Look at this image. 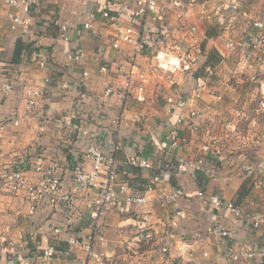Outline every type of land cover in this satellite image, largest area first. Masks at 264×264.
<instances>
[{
  "label": "crops",
  "instance_id": "0c3cea01",
  "mask_svg": "<svg viewBox=\"0 0 264 264\" xmlns=\"http://www.w3.org/2000/svg\"><path fill=\"white\" fill-rule=\"evenodd\" d=\"M108 1L90 0L85 6L74 0H33L31 15L35 22L29 37L25 38L20 30L10 29L9 15L13 9L6 0H0V59L10 69L12 68V74L16 75L18 83L14 93L10 96L5 98L0 96V117L20 119L19 126L0 127V176L10 164L24 159L31 163L42 162L45 165L57 162L63 172L62 176L64 175V185L68 191H71L76 163L75 156L73 157L69 152L71 146L68 145L67 138L77 139V133H74L72 125L80 121L97 132L105 146L111 145L114 141L119 145L115 153L118 169L122 178L130 185L134 186L147 181L153 173L152 170L147 171L130 165L128 159L131 156L145 158L153 162L157 168L168 153L167 135L169 128L176 120V114L173 111L169 113L173 105H170L167 99L178 95L179 92L189 91L193 85L184 73L171 74L153 69L154 62L150 60V57H145L140 58L141 66L149 69V78L144 93L145 101H137L134 95L128 102L121 101L119 98L107 99L104 96L106 87L120 80L113 63L116 52L112 44L116 34L113 28L106 26L100 14L101 10L108 8ZM115 1L112 7L115 13L129 20L138 0ZM214 1L216 4L221 3L225 8L218 17L221 25L215 22L220 28H223L224 24L226 26L227 23L225 16L229 8L225 4L239 1L241 7L245 9L257 4V8L263 9L264 7V0ZM93 9L99 11L98 19L94 23L97 33L85 30L83 26L86 20L84 12ZM201 13L200 8L196 10L197 17L192 16V20L197 22L201 31L205 33V39L201 41L207 61L205 65L212 67L215 75V69L225 66V61L222 59L230 54L226 43H223L219 35L221 29L213 27L214 24L211 25L210 21L201 20ZM253 14L257 12L252 11L251 16ZM256 21L252 24L261 23ZM235 22L232 23V28ZM58 24H68L72 27L70 42L64 43L59 39ZM171 24H174V21L171 20ZM169 29L172 31L171 27ZM251 29L253 28L249 31ZM213 32L216 33L212 34ZM37 39H41L43 47L54 59V68L51 70L42 71L30 60ZM234 40L240 42V40ZM65 47L82 50L85 61L73 67H67L63 54ZM219 47L226 48V55L214 63L211 61V55L215 50H219ZM103 66L108 68L107 72L101 71ZM84 71H87L89 76L83 81V85L76 86L69 92L55 89L53 92L45 93L34 116L21 118L26 107L27 95L21 87L23 83L30 86L40 85L46 77H52L53 85L57 87L61 73L67 74L70 78L79 79L83 77ZM202 72L204 71H198L196 77L200 78ZM183 77L187 80L186 84L181 83ZM208 92H205L201 99L193 100L190 105L202 115V118H197V125L201 131L206 126L204 117L209 110L205 102L209 99L208 97L212 96ZM175 111L176 113L182 112L180 107ZM195 121L191 122L193 124L190 126L180 127L179 136L184 138L186 143L180 148L169 151L178 161H185L192 156V150L195 147L201 150L205 146L206 139L196 141L195 135H192V130L196 127ZM209 183L211 185L212 181L203 179L201 175L194 174L192 170L171 173L167 181L148 195V203L143 207H126L124 213L109 212L101 216L99 224L104 239L97 242L96 253L108 262L113 260L118 262L117 264H264V238L260 243L259 231L253 230L255 231L253 232L252 227H250V232L239 230L240 226L248 227V224L235 218L230 212H210L205 203L196 197L199 190L206 192ZM3 185L1 181L0 236L6 235L12 239L15 243V251L24 252L28 249L35 251L50 245H57L60 252L70 250L69 254L58 255L51 264H72L76 258L86 256L82 248L72 247L70 249L67 241L70 237L85 239L91 232L92 221L87 216L88 213L83 203L76 217L68 223L60 217L62 215H52L54 211L49 206L30 214V205L25 194L21 193L18 196L9 194L3 190ZM210 185L209 189H211ZM244 185L241 183L231 192L225 193L222 196L223 199L237 203ZM179 188L184 191V195L178 200V205L168 208L161 207L157 194L160 191L170 193ZM208 192L211 193V191ZM237 205L241 207L239 202ZM145 213L150 214L151 223L158 234L155 241L150 244L140 243L138 247L134 243L145 225L142 221ZM216 218L224 219L233 229L238 237L235 242L237 249L250 248L256 243L259 246L256 255L247 262L234 263L228 260L226 248L234 243L225 239L207 238L204 232L205 226ZM173 221L177 222V227L169 231L173 233L170 240L174 241L175 245L169 254L163 256L160 253V247L164 243L162 238L165 235L161 223L171 226ZM62 226H69L71 229L56 235L54 229ZM198 233H201V238L195 236ZM204 252H208L209 256L204 257ZM0 256L1 264H9L3 252H0Z\"/></svg>",
  "mask_w": 264,
  "mask_h": 264
},
{
  "label": "built area",
  "instance_id": "2783aa9c",
  "mask_svg": "<svg viewBox=\"0 0 264 264\" xmlns=\"http://www.w3.org/2000/svg\"><path fill=\"white\" fill-rule=\"evenodd\" d=\"M81 5H87L90 0H74ZM13 9L9 15V27L12 31L20 30L22 36L27 38L32 32L34 20L32 17L33 0H6ZM115 0H109L107 9L101 10L100 14L106 22V26L113 28L116 34L112 48L116 52L113 61L116 72L119 73V82L109 84L104 92L107 99L119 98L128 102L136 97L139 102L145 101V89L149 78V69L141 66L140 58H149L154 62L153 69L161 70L165 73H184L193 87L187 92H179L167 99L173 105L170 112L176 114V120L169 128L167 141L169 150L164 159L156 168L154 163L138 156H131L128 163L135 168L152 170V176L147 181H142L136 185H130L122 178L118 169V161L115 156L119 145L114 141L109 146L99 139V134L86 123L81 121L72 125L77 139L67 138L69 152L75 156L76 166L73 171L72 190L68 191L64 185V175L57 162L45 165L42 162L31 163L24 159L20 162L10 164L0 176L3 190L16 196L24 193L30 205V214H34L39 209L51 207L52 215H62L64 220L71 223L76 217L80 205L83 203L87 210V216L92 221L90 234L82 239L80 237L68 238L70 249L72 247L82 248L86 252L84 258H76L72 264H117L116 261H107L95 251L97 242L104 239V235L99 224L100 217L109 213H124L126 207H143L148 203V195L157 190V187L167 181L171 173L176 174L192 170L194 174L201 175L203 179L212 178L216 174V165L221 157L220 149L215 151L205 143L195 160L178 161L174 158L172 149L180 148L186 143L184 138L179 136L180 127L190 126L197 118H202L201 113L190 107L192 101L201 99L205 92L210 91V81L214 76L213 68L206 66V56L202 49L201 41L205 39V33L201 31L199 24L192 20L194 15L193 7L198 5L201 9V20L213 21L221 25L218 17L224 11V5L216 4L214 0H138L132 11L131 18L126 19L113 10ZM212 6V7H211ZM228 10L227 23L223 27L232 29V23L242 15V7L239 1L225 4ZM86 20L84 29L97 33L94 23L98 19L99 11L96 9L85 11ZM244 15H248L243 12ZM224 15V14H223ZM171 20L174 24H171ZM258 22V21H256ZM263 24L262 29L259 26ZM59 39L64 43L72 40V27L68 24L59 25ZM171 27L172 31L169 29ZM251 31L246 34L243 44L249 50V57L253 53H262L264 50V23L253 25ZM232 37L226 39V46L229 54L239 53L238 46ZM125 46V47H124ZM66 59V66L73 67L85 61L82 50H72L65 47L63 50ZM247 57V60H249ZM42 71L54 68V59L47 49L42 45L41 39H37L36 47L30 58ZM259 67H264V59H260ZM262 65V66H261ZM195 67L197 68L195 70ZM243 68H246L243 65ZM195 70V71H194ZM199 70H204L200 78L196 77ZM101 71L107 72L108 68L103 66ZM257 71V70H256ZM57 87L53 85L52 77H46L40 85L30 86L23 83L22 89L26 92V107L22 119L34 116L38 104L43 99L45 93L60 89L64 92L73 90L76 86L83 85L87 79L88 72H83V77L75 79L65 73H61ZM202 76V78H201ZM258 76L255 73L251 78L254 80ZM260 76V75H259ZM17 77L12 74V68L0 59V96L8 97L14 93L17 86ZM262 95H264V82L261 83ZM83 97V95H82ZM180 107L176 113L175 109ZM264 107V102H263ZM188 108V109H186ZM74 118V117H73ZM72 119V117H71ZM20 125V119L0 117V127H14ZM155 171V172H154ZM184 195L182 189H176L170 193L160 191L157 194L161 207L177 206L178 200ZM196 197L205 203L210 212H230L235 218L242 219L241 207L234 201H226L222 196L210 195L203 190L196 193ZM251 226L258 231L264 224V214H251ZM144 227L140 231L136 244H150L155 241L158 232L151 223V216L145 213L142 216ZM163 227L164 243L160 247V253L165 256L170 253L174 241L170 240L173 233L171 228L177 227V222L173 221V227L161 223ZM69 226L56 227L54 233L59 235L68 232ZM207 238L225 239L233 242L226 248L228 260L237 262H247L253 258L259 246L255 243L252 247L237 249L235 244L237 237L233 229L222 218H216L204 228ZM201 238V233L195 235ZM1 251L7 256L9 264H51L58 255L69 254L70 250L60 252L57 245H50L46 248L35 251L28 249L24 252L15 251L14 241L6 235L0 236ZM188 244H186L187 246ZM133 248V247H132ZM209 253L204 252V257ZM1 264V256H0Z\"/></svg>",
  "mask_w": 264,
  "mask_h": 264
},
{
  "label": "rangeland",
  "instance_id": "374dc122",
  "mask_svg": "<svg viewBox=\"0 0 264 264\" xmlns=\"http://www.w3.org/2000/svg\"><path fill=\"white\" fill-rule=\"evenodd\" d=\"M257 6L258 4L250 6V9L243 7L242 15L235 20L232 29L220 28L214 22L215 20L209 22L211 25L214 24L213 27L221 29L219 35L223 43H226L224 39L228 37L240 40L238 42L240 44L238 46L239 53L228 55L227 58L222 59L225 61V66L215 69L216 74L210 81V91L208 92L212 96L208 97L209 99L205 102L209 107L204 117L206 126L201 131L197 125L198 120L195 119L197 128L192 130L196 141L197 139L202 141L204 138L210 149L214 151L220 149L221 151L218 164H215L216 174L214 177L208 178V181H212V183L208 184L207 195L224 196L225 193L231 192L241 183L247 185L248 195L240 205L242 219L248 224V227L240 226L239 230L249 232L252 227L249 216L264 214V95L261 90V83L264 82V67L258 66V63H261L260 59H264V50L262 53L255 52L252 57L251 55L249 57L248 48L242 44L256 19L258 22L264 23V7L260 9ZM199 8L198 5H194L193 18L197 17L196 10ZM252 11L257 14L251 16ZM243 12L248 15H244ZM262 27L263 24L259 26V29ZM223 55H226V48L219 47V50H215L213 53L214 63L218 62ZM243 65L246 68H243ZM255 73H258V76H255L256 78L253 80L251 77ZM185 81L187 83L186 78L183 77L181 83L184 84ZM200 151L195 147L192 150V156L187 160H195ZM1 181L0 179V183ZM209 185L211 189H209ZM258 231L260 233L259 242L262 243L264 224ZM240 239H238L239 242Z\"/></svg>",
  "mask_w": 264,
  "mask_h": 264
},
{
  "label": "trees",
  "instance_id": "16d2710c",
  "mask_svg": "<svg viewBox=\"0 0 264 264\" xmlns=\"http://www.w3.org/2000/svg\"><path fill=\"white\" fill-rule=\"evenodd\" d=\"M213 54L211 55V61H213ZM248 195V189H247V185L245 184L244 186H242L241 188V191L239 193V196H238V200H237V203H241L245 198L246 196Z\"/></svg>",
  "mask_w": 264,
  "mask_h": 264
}]
</instances>
